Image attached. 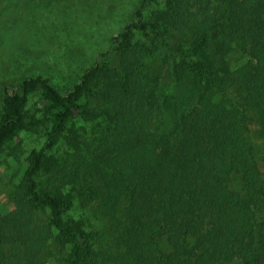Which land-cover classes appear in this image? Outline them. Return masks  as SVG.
<instances>
[{"label":"trees","instance_id":"16d2710c","mask_svg":"<svg viewBox=\"0 0 264 264\" xmlns=\"http://www.w3.org/2000/svg\"><path fill=\"white\" fill-rule=\"evenodd\" d=\"M112 41L72 88H4L0 149L46 138L0 264H264V0H143Z\"/></svg>","mask_w":264,"mask_h":264},{"label":"rangeland","instance_id":"374dc122","mask_svg":"<svg viewBox=\"0 0 264 264\" xmlns=\"http://www.w3.org/2000/svg\"><path fill=\"white\" fill-rule=\"evenodd\" d=\"M142 1L0 0V119L5 87L20 90L26 78L36 76L49 78L61 91L77 84L99 53L113 47V35L135 16ZM158 69L167 75L165 67ZM43 107L40 93L32 94L26 119L40 116ZM45 128L22 131L0 149L3 212L14 209L8 192L20 180L30 150L43 145Z\"/></svg>","mask_w":264,"mask_h":264}]
</instances>
